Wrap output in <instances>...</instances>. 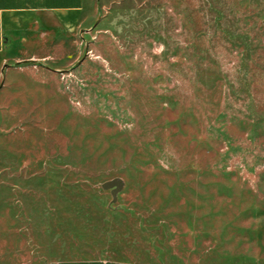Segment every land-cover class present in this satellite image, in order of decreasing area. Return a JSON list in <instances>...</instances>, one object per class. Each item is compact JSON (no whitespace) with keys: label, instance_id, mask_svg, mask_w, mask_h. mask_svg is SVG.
<instances>
[{"label":"rangeland","instance_id":"rangeland-1","mask_svg":"<svg viewBox=\"0 0 264 264\" xmlns=\"http://www.w3.org/2000/svg\"><path fill=\"white\" fill-rule=\"evenodd\" d=\"M23 30L0 264H264V0H84Z\"/></svg>","mask_w":264,"mask_h":264},{"label":"crops","instance_id":"crops-1","mask_svg":"<svg viewBox=\"0 0 264 264\" xmlns=\"http://www.w3.org/2000/svg\"><path fill=\"white\" fill-rule=\"evenodd\" d=\"M84 0H0V67L7 62L9 52L25 35L23 27L41 22L61 12L76 11ZM32 20V21H31ZM53 264H143L113 259H64Z\"/></svg>","mask_w":264,"mask_h":264},{"label":"water","instance_id":"water-1","mask_svg":"<svg viewBox=\"0 0 264 264\" xmlns=\"http://www.w3.org/2000/svg\"><path fill=\"white\" fill-rule=\"evenodd\" d=\"M113 185H116L117 188H121L122 185H123V181H122V179L116 177V178H114V179H112V180H109V181H106V182H104V183L102 184L103 188H108V187H111V186H113Z\"/></svg>","mask_w":264,"mask_h":264}]
</instances>
